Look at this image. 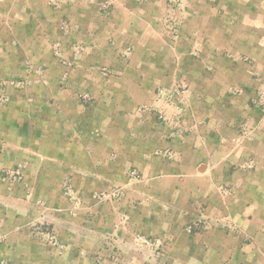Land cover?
I'll return each instance as SVG.
<instances>
[{
	"label": "crops",
	"instance_id": "crops-1",
	"mask_svg": "<svg viewBox=\"0 0 264 264\" xmlns=\"http://www.w3.org/2000/svg\"><path fill=\"white\" fill-rule=\"evenodd\" d=\"M3 41L33 69L0 102V170L71 179L92 211L87 261L16 264H115L107 234L131 264H264V0H0ZM55 42L82 46L73 68L36 56Z\"/></svg>",
	"mask_w": 264,
	"mask_h": 264
},
{
	"label": "rangeland",
	"instance_id": "rangeland-1",
	"mask_svg": "<svg viewBox=\"0 0 264 264\" xmlns=\"http://www.w3.org/2000/svg\"><path fill=\"white\" fill-rule=\"evenodd\" d=\"M11 46L10 41L0 42V102L7 101L8 90L23 87L20 82H23L24 85L26 82L22 77L29 75L32 72L30 70L33 69L31 68L33 52L12 49ZM82 50L81 45L62 48L59 42H55L52 44L51 50L36 51V56L39 54L40 58H56L58 64L73 68L72 59ZM100 72L105 73L107 70L101 68ZM52 73L57 72L52 71ZM171 96L166 93L162 97L164 101L170 103ZM158 115L156 117L159 122L166 124V120ZM179 119L181 121L180 116ZM23 169L24 166L20 165L12 169L0 170V206L6 209L4 218H0V231L7 237L5 240H0V264H16L13 259L19 255V250L44 249L69 252L67 259L69 263L73 262V256L77 251H80L81 254L83 250V257H86L84 260L87 261L92 246L90 242H84L81 249V244L77 242V237L81 235L78 222L80 221L79 217H82L81 213L86 218L91 216L92 211L91 208L84 210L86 208L84 207L82 209L81 194L76 192L73 181L65 179L61 184L60 179L26 177ZM30 170L35 172L34 169L28 168V172ZM132 172L138 174L134 170L131 171V174ZM51 189L52 191H50ZM121 198L122 193L119 190L110 194H95V199L102 203L121 202ZM114 212L113 208L112 213ZM115 224L116 222L113 223L114 226ZM16 235H23L25 240L16 241ZM104 240V243L100 244V251L115 249L113 252L116 257V245L118 244L115 241L116 236L107 234ZM115 257H112L115 264H131L122 260L119 255ZM89 258L91 260V257ZM149 264H159V262L149 261Z\"/></svg>",
	"mask_w": 264,
	"mask_h": 264
},
{
	"label": "built area",
	"instance_id": "built-area-1",
	"mask_svg": "<svg viewBox=\"0 0 264 264\" xmlns=\"http://www.w3.org/2000/svg\"><path fill=\"white\" fill-rule=\"evenodd\" d=\"M20 84H24L23 82H20ZM160 95H161V97L164 95L162 92H160ZM174 96L172 97L173 99H175V100H181V98L179 97V93L176 91V93L175 94H173ZM160 118H163L164 120H166V118H165V115H164V112L163 111H159V115H158ZM174 120V122L176 123V122H180V119H179V117H176L175 119H173ZM132 174L134 175V176H136V177H138V174H135L134 172H132Z\"/></svg>",
	"mask_w": 264,
	"mask_h": 264
}]
</instances>
